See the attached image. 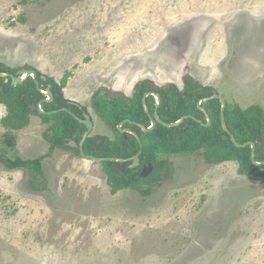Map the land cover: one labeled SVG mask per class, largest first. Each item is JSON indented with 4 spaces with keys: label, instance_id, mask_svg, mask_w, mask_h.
Returning <instances> with one entry per match:
<instances>
[{
    "label": "rangeland",
    "instance_id": "rangeland-1",
    "mask_svg": "<svg viewBox=\"0 0 264 264\" xmlns=\"http://www.w3.org/2000/svg\"><path fill=\"white\" fill-rule=\"evenodd\" d=\"M0 63L56 82L69 73L64 97L86 108L92 137L115 136L91 95L129 96L144 81L181 89L189 75L264 111V0H0ZM29 120L14 148L0 125L7 157L47 153V125ZM166 162L145 195L110 194L101 163L75 152L42 161V192L0 165V264H264V181L199 154Z\"/></svg>",
    "mask_w": 264,
    "mask_h": 264
},
{
    "label": "trees",
    "instance_id": "trees-1",
    "mask_svg": "<svg viewBox=\"0 0 264 264\" xmlns=\"http://www.w3.org/2000/svg\"><path fill=\"white\" fill-rule=\"evenodd\" d=\"M32 70L42 91L50 86L53 98L41 94L32 77H27L21 84L12 86L11 79L0 77V105L4 107L5 115L0 119V125L6 131L3 142L9 148L15 147L14 133L26 128L30 116L36 115L47 125L43 132V140L48 144L46 154L35 158L26 159L9 158L4 151H0V165L7 170H23L27 173L25 187L32 192L47 190L46 179L42 169V161L52 156L55 150H65L78 153V147L71 148L72 141L78 146L86 127L78 122L73 115L83 119L82 114L87 110L78 104L65 99L63 89L66 86L65 73L60 82L52 78L41 79L42 74L31 67L22 66L9 68L0 63V73L14 75L18 70ZM183 87L175 85L153 87L148 81L134 85L131 95L113 94L99 89L91 95L90 106L102 123L114 134V139L100 137L99 144L95 137H88L83 145L86 155L95 158L129 159L137 154L139 145L135 135L142 144V153L139 156L140 166L149 163L153 167L151 176L147 179L136 177L139 168L131 169V161L126 162H100L106 175V183L110 194L123 190H134L140 194H148L149 190L142 191L141 183H147L158 171L166 168V160H161L160 155L199 154L206 164L219 165L227 162L237 164V174L251 181L264 180V165H254L251 160V148L235 147L230 139L223 140L226 135L220 118L221 103L210 98L212 88L203 86L195 78L185 75L182 79ZM147 92H154L159 98L157 114L164 123H175L184 116H190L174 127H165L156 123L155 127L147 132H142L137 126L125 123L120 132L118 125L124 120L136 122L145 128L150 127V120L144 111L142 98ZM207 99V100H204ZM202 103L200 106L199 102ZM41 102V110L31 109ZM156 106L153 96L146 98V107L152 115ZM210 119L207 124L205 114ZM66 111H63V110ZM224 119L227 131L234 136L238 144L252 142L255 144L254 158L258 163L264 162V111L259 106H250L242 109L237 105L226 102ZM199 121V122H197ZM259 138V142L257 139ZM121 169V170H120Z\"/></svg>",
    "mask_w": 264,
    "mask_h": 264
},
{
    "label": "water",
    "instance_id": "water-1",
    "mask_svg": "<svg viewBox=\"0 0 264 264\" xmlns=\"http://www.w3.org/2000/svg\"><path fill=\"white\" fill-rule=\"evenodd\" d=\"M32 77L33 80L35 81V85L37 87V90L48 97V99L46 101H49L53 98L52 94H51V91H50V86L48 85L46 87V89L44 91H42L39 87V83L38 81L36 80L35 78V74L32 70H26V69H20L18 70L14 75L12 74H2L0 73V77H3V78H9L11 79V85L12 86H16V85H19L21 84L27 77ZM41 79L42 80H45V76H41ZM212 96L210 98H207V99H216L218 100L220 103H221V109H220V118H221V124H222V127L224 129V131L226 132V135L223 136V139L224 140H227V139H230L231 143L235 146V147H238V148H244V147H247L249 146L251 148V160L253 162L254 165H264V162L262 163H258L255 161V156H254V149H255V144L252 143V142H247L245 144H238L234 138L233 135H231L227 129H226V125H225V119H224V110H225V106H226V101L221 97L219 96L215 90L212 89ZM148 96H153L155 99H156V106L154 108V111H153V114L151 115L148 111V108L146 107V98ZM207 99H204V100H207ZM202 103L199 102V106L200 104ZM41 102H39V104L37 105V107L35 106H31V109L34 110L35 108L38 109V112L39 113H43L42 110H41ZM142 105H143V108H144V111L145 113L147 114L149 120H150V127L149 128H145L144 126L136 123V122H132V121H129V120H124L123 122H121L119 125H118V129L120 132H124L126 130H123L121 129V126L125 123H131L135 126H137L142 132H147V131H150L152 130L156 123H159L161 124L162 126H165V127H174V126H177L179 125L182 121H184L185 119H188V118H191V119H194L193 117H190V116H184L182 117L181 119H179L178 121H176L175 123H164L162 122L159 117H158V114H157V108H158V105H159V98L157 96L156 93L154 92H147L143 98H142ZM199 109L205 114V117L207 119V124L205 125H209L210 124V119L208 117V114L202 109L199 107ZM63 111H66L65 109ZM75 117V119L80 122L81 124H83L85 127H86V131L85 133L83 134V137L79 143V145L77 146L73 141L71 143H69V146L71 148H75V147H78V153H79V156L81 158H84V159H88V160H92V161H95V162H103V161H108V162H119V163H122V162H126V161H131V164L129 165V168L131 169H134L136 168L138 165H139V156L141 155L142 153V144L140 142V139L138 136L135 135V138L138 142V145H139V151L137 152L136 155H134L133 157L129 158V159H126V160H123V159H116V158H95L93 156H89V155H86L83 151V145L86 141V139L88 137L91 136L92 134V130H93V121L91 120V117L88 115V114H83V119H79L77 118L75 115H73ZM199 122V121H197ZM200 123V122H199ZM94 141L97 142V143H101L102 140H99L98 137H95L94 138ZM257 142H259V138L257 139ZM146 168H148L149 170H151V165H147ZM138 177L140 178H144L146 175L144 174L143 171H141L140 173H138L137 175Z\"/></svg>",
    "mask_w": 264,
    "mask_h": 264
},
{
    "label": "flooded vegetation",
    "instance_id": "flooded-vegetation-1",
    "mask_svg": "<svg viewBox=\"0 0 264 264\" xmlns=\"http://www.w3.org/2000/svg\"><path fill=\"white\" fill-rule=\"evenodd\" d=\"M45 92V91H44ZM84 114V113H83ZM83 114H82V117H83ZM86 114V113H85ZM170 156H177V155H169V156H165V155H163V156H161L160 155V159L161 160H166L168 157H170ZM147 165H151V164H149V163H145L144 165H142L140 168H139V166H140V161H139V165L136 167V168H139V170L138 171H136L135 172V175H136V177H138L137 175H138V173H140L141 171H143L144 172V174L146 175L144 178H140V177H138V178H140V179H147V178H149L150 176H151V174H152V172H153V167H152V165H151V170H149L148 168H146V166ZM121 170V169H120Z\"/></svg>",
    "mask_w": 264,
    "mask_h": 264
},
{
    "label": "crops",
    "instance_id": "crops-1",
    "mask_svg": "<svg viewBox=\"0 0 264 264\" xmlns=\"http://www.w3.org/2000/svg\"><path fill=\"white\" fill-rule=\"evenodd\" d=\"M227 163H230V162H227ZM223 164H225V163H223ZM221 165V164H220ZM262 181H264V180H262ZM260 182V181H259Z\"/></svg>",
    "mask_w": 264,
    "mask_h": 264
}]
</instances>
